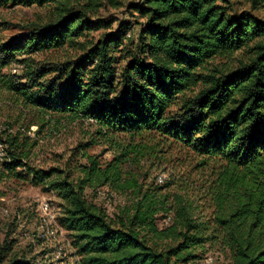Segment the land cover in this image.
Returning a JSON list of instances; mask_svg holds the SVG:
<instances>
[{
  "label": "trees",
  "instance_id": "1",
  "mask_svg": "<svg viewBox=\"0 0 264 264\" xmlns=\"http://www.w3.org/2000/svg\"><path fill=\"white\" fill-rule=\"evenodd\" d=\"M225 1L0 0L50 9L44 25L0 41V102L32 115L0 132V181L13 175L56 195L78 264H191L206 246L230 264H264V21L229 15ZM250 2L264 11V0ZM125 6L144 24L123 66L115 52L130 23L71 60L30 61L106 29L91 20L100 8ZM11 64L20 71L1 73ZM46 114L92 128L62 169L29 163L37 141L27 132L49 125ZM93 146L111 160L101 164ZM171 151L176 161L185 153L198 178L184 170L162 186L144 183ZM99 187L125 197L112 216L85 196ZM8 248L0 264H31L6 259Z\"/></svg>",
  "mask_w": 264,
  "mask_h": 264
},
{
  "label": "rangeland",
  "instance_id": "2",
  "mask_svg": "<svg viewBox=\"0 0 264 264\" xmlns=\"http://www.w3.org/2000/svg\"><path fill=\"white\" fill-rule=\"evenodd\" d=\"M221 5L226 7L229 15L250 12L264 21V11L254 9L250 0H226ZM126 9V6L118 9L100 8L91 20L108 22L106 29L84 32L75 40V45L36 53L30 56V61L71 60L84 50H88L105 35L116 31L121 23H130V30L115 52L118 65L123 66L130 59L127 51L135 48L137 34L144 24V18ZM49 12L50 9L47 7L0 2V41L5 42L15 34L34 30L36 27L33 25H44L49 20ZM20 69L17 64H11L3 68L1 73H15ZM11 107L6 100L0 102V132L6 129V124H13V128L9 130L11 132L19 127H25L32 120V115L27 113V110L20 115L18 112L20 108ZM45 119H50L51 123L40 133H36V126H31L27 132L28 137L37 141L29 163L37 169L52 167L62 169L69 162L76 145L85 140L84 133L92 129L90 122L70 123L50 114H46ZM3 149L4 146L0 145L1 154ZM87 153L98 156L101 164L112 158L111 153L101 146H93ZM176 155L177 152L171 151L165 154L166 160L155 161L148 169L144 183L162 186L168 181L169 175L179 177L183 175L184 170L191 175L190 179L196 180L199 175L189 172L194 162L186 161L185 153H180L179 160L176 161ZM77 162L83 164L84 160L79 158ZM85 196L88 201L104 209L110 216L125 202L124 196L110 192L108 187H99L95 191L86 189ZM42 203L48 204V213L42 212L40 207ZM59 204L56 195L43 185H32L27 180L15 178L13 175H8L0 181V251L4 247H9L6 259L23 258L31 264H78L80 257L76 254L73 240L58 220ZM164 223L162 220L158 221L159 226ZM191 264H230V256L217 247L206 246L200 259Z\"/></svg>",
  "mask_w": 264,
  "mask_h": 264
},
{
  "label": "built area",
  "instance_id": "3",
  "mask_svg": "<svg viewBox=\"0 0 264 264\" xmlns=\"http://www.w3.org/2000/svg\"><path fill=\"white\" fill-rule=\"evenodd\" d=\"M0 156H1V153H0ZM40 207H42V212H47L48 213L49 206H48L47 203H42L40 205Z\"/></svg>",
  "mask_w": 264,
  "mask_h": 264
}]
</instances>
